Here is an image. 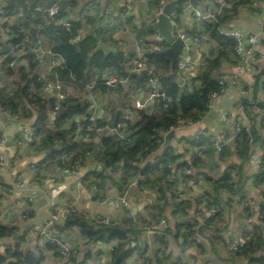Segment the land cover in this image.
<instances>
[{"label": "crops", "instance_id": "obj_1", "mask_svg": "<svg viewBox=\"0 0 264 264\" xmlns=\"http://www.w3.org/2000/svg\"><path fill=\"white\" fill-rule=\"evenodd\" d=\"M0 1L5 6L12 3L14 8L24 12V16L16 21L17 25L29 23V15L34 5L47 6L51 3V0ZM65 1L72 4L71 22L78 21L79 15L86 7H90L91 3H98L97 15L90 14L86 24H79L84 36L93 37L97 45L104 43L111 48L110 52L105 53L120 52L125 55L133 50L137 41L153 37V24L158 12L159 0H133L132 13L128 18L123 17L125 0ZM239 1L226 0L222 7L221 22L241 30H256L259 24L264 23V7L254 9L239 6L241 3ZM214 3L217 6L218 0H214ZM201 4L198 5L202 6ZM105 13H109L110 17L117 20V37L122 43L112 41L109 29L102 28L103 23L108 19ZM178 26L180 29L197 32L205 37L204 43L191 49V56L195 59L207 57L209 61L217 57L218 65L211 72L213 77L217 75L228 77L234 72L235 60L232 48L219 44L211 37L208 27L194 24L191 15L182 11H178ZM12 34L13 30L9 32L8 24L3 22L1 41H7ZM30 36L27 48L19 52V60L23 64L33 59L30 49L36 48L35 32L30 33ZM50 45V39L42 36L38 47L42 53L33 69V72L41 77L53 74L50 66ZM257 48L264 52V33L259 34ZM3 70L0 66V73ZM202 70L194 68L186 71L183 77L185 82L183 89L199 88ZM124 71L126 74L123 75L115 68L106 67L100 70L99 83L93 89L86 84L84 87L73 84L67 90L70 95L68 97L77 99L83 105L93 100L98 114L105 110L115 114L117 109L146 93L145 81L135 73L128 72L125 58ZM105 77L122 78L124 82L112 87L104 83ZM249 87L252 90L245 93ZM250 94L252 97H249ZM260 100L264 101V59L253 72L243 74L235 87L216 99L214 107L207 110L198 124L199 128L208 133L218 134L221 130L231 133L232 119L237 115H243L244 122L252 123L255 130V134L246 144V153L245 146L240 144L235 146L233 143H228L221 152H217L204 140L197 142L195 138L197 127L184 126L174 131L167 141L164 135L159 147L152 150L147 157L141 158L138 164L139 167L154 166L162 160L165 152L172 154L174 160L170 162L173 166L170 169L166 166L169 170L167 175L164 176L161 171H155L150 175V178L159 185L157 191L153 189V183L137 180L144 174L136 172L125 177L120 168H106L96 158H85L74 172L65 171V162H62L58 155L55 159L42 162L45 152L36 150L33 145L36 129L35 111L28 114L22 106L21 110L28 116L11 125L28 127L27 131L16 129L14 133V136H25L28 143L22 149H18L14 143L12 146L6 144L0 146V153L17 159L14 166L0 167V231H4V235H0V254L18 251L22 255L31 253L36 257L34 250L37 248V257L40 258L38 264H62L57 253L46 244L44 237L38 235V228L45 221H42L37 228L35 206L44 202H38L35 191L42 190L50 196L52 207L62 204L73 205L70 216L51 227L50 232L59 234L76 248L77 264H113L111 253L107 251V243L90 240L75 219L79 217L92 224V216L103 214L109 216L112 221H120L125 215L111 197L117 191L124 190L134 215L144 218L150 224L142 225L138 234L142 238V243L149 249L147 264H264V238L259 235L260 227H252L246 247L232 256L226 254V237L223 232L224 228H230L235 233H240L255 220L247 211L243 201L245 195L260 203L264 213V175H258L250 163V158L254 161H264V110L255 106V102ZM226 110L228 115L224 117L223 112ZM1 117L0 113V124L6 131V124ZM73 117L58 124V128L63 129L66 137L77 138L81 145L93 143L90 146L94 151L100 148L101 137L83 139L77 132L79 116L75 114ZM50 118L49 126L57 128L51 115ZM29 131H34L30 140L27 136ZM103 136H110V133L106 132ZM201 145L204 146L203 155L192 161L190 153ZM34 162L37 166L30 167ZM179 166L182 168L192 166L194 173L202 174L203 179L197 181L195 185H183ZM227 168L231 171L226 172ZM88 175L90 178H86ZM123 177L128 179L124 187L119 183V179ZM17 179L23 182V188L13 193L6 192L5 187L12 185ZM92 183L97 184V191L91 189ZM28 197H32V200L29 201ZM206 198H212L219 206L218 213L213 217H210L207 206L197 209ZM27 207L32 208V211L27 218H22L21 215ZM48 212V209L43 208L40 214H49ZM162 217L180 220L179 223H171L169 232L162 231L166 234L164 247L153 238V234L158 230H154L152 235H146V227H153ZM189 219L197 221L198 233L194 246L186 250L184 248L186 235L192 229L188 223ZM165 251H173L178 261L165 256ZM126 261L127 264H141L139 250L136 249ZM3 264L26 263L10 256Z\"/></svg>", "mask_w": 264, "mask_h": 264}, {"label": "built area", "instance_id": "obj_2", "mask_svg": "<svg viewBox=\"0 0 264 264\" xmlns=\"http://www.w3.org/2000/svg\"><path fill=\"white\" fill-rule=\"evenodd\" d=\"M167 0H159L158 13L161 12L163 6ZM241 2V1H239ZM202 3V4H201ZM201 3H192L188 2V9L194 24L204 25V26H215L219 35L227 37L233 40V56L235 60L234 72L228 77L222 75H217L215 80L217 81L219 88L215 90H210L207 94V110H210L214 107V101L222 96L224 93L230 91L235 87L240 77L243 74L251 73L256 68L261 60L264 59V52H261L257 48V41L259 34L264 33V23L259 24V27L256 30L251 29H238L233 26H227L221 22L222 19V7L226 3V0H218V5L216 6L214 0H203ZM201 4L202 6H199ZM133 0H125L123 5V17L128 18L132 13ZM239 6H248L249 8L259 9L264 7V0H250L249 2H241ZM5 5L0 1V66L4 69L3 73L6 75V79H3L0 75V88L6 87L8 97L12 101H17L18 99V89L20 80L25 72L28 71L29 62L36 64L40 60V55L42 50H39V44L42 41V36L39 35V32L42 31L46 24L50 21H58L59 24L68 32L73 39L74 48L79 49V40L81 39V31H73L71 28L70 22V11L72 4L65 0H51V3L47 6L40 4L34 5L31 8V13L29 15L28 24H19L17 25L16 21L21 19L24 16V12L20 9L12 7L7 12L5 10ZM99 5L97 2L91 3L90 7H86L83 12L79 15L78 20L81 24H86L90 14L98 13ZM178 11H174L168 15L171 27H172V39L167 40L166 38L158 34L155 24H153L154 34L151 39L137 41L134 45L132 51L124 55L125 61L127 62V70L129 73H135L139 78L145 81L146 84V93L142 94L140 98H134L133 101L127 103L123 107H120L117 110H120V114L117 118L114 128H109L108 124L112 121L114 114L109 110L101 112L100 118L98 117L97 107L95 102L92 100L89 104L86 105L85 110L78 114L79 122L77 127L78 134L85 140H90L93 137H102L106 132H109L110 135L116 133L120 141L126 144L132 142V138L128 133V128L130 124L137 119L138 110H144L149 113H152L155 116H159L163 112V108H166L171 104V98L166 94L163 88L160 86L159 73L150 63L148 58V53L150 52H160L165 49L170 43L178 39L181 43V51L178 55L176 64H175V79L178 82L180 87L185 86L183 80L184 74L186 71L200 68L203 69L208 65L209 59L203 57L201 59H195L191 56V49L194 46H199L206 41L205 37L197 32H191L189 30L180 29L177 22ZM183 12V11H182ZM105 16L108 18L105 23H103L102 28L109 29L110 39L112 41L122 43L117 37V20L113 17H110L109 13H105ZM156 19V17H155ZM154 19V21H155ZM6 22L9 26V32L13 30L12 37L7 41H1V30L2 23ZM32 26L35 29V42L36 48H31L33 59L26 64L22 63L19 60V52L24 50L29 45L30 33ZM21 36L19 41H14L13 38ZM54 40L50 39V66L52 69L65 70L67 68L66 58L63 54L58 52H53L51 46L53 45ZM4 45H7L8 50L3 51ZM2 73V72H1ZM0 73V74H1ZM101 77V72L97 68L90 69L88 73L89 81L86 84L90 89H93L98 83ZM28 86H29V98L34 100L37 98H49L52 94L55 95L56 102L51 110L50 114L52 117H56L59 109L64 106V100L67 99L69 94L67 90L71 87L70 83H64L63 81L56 80L52 81L48 77H41L35 75L33 72L27 75ZM120 82V85L124 82L122 78L115 77H105L104 83L109 86H115ZM195 88H188V92H192ZM252 90L251 87L245 90V93H248ZM159 98L162 100V104L158 105ZM28 106H33L32 103H28ZM0 113L2 115V120L5 124H14L17 121H21L25 116H28L21 110V107L12 112L9 109L2 108L0 106ZM228 115V110L223 112V116ZM201 119L191 121L187 124H177L170 125L165 131L162 132V136L166 135L169 131H176L182 127H197L195 132V138L197 142L201 139L204 140L208 145H211L215 148L217 152H221L228 143H233L235 146L237 141L240 139L241 133L243 131L250 132L249 122H244L243 115H237L231 121L232 132L229 133L227 130H221L218 134L208 133L202 128L198 127V124ZM28 139H32L34 131H29L27 133ZM13 143L18 149L24 148L28 143V140L25 136H13ZM6 143L5 137V128L0 124V146H3ZM31 143V142H30ZM204 152V146H198L190 153V158L193 161L199 156H202ZM149 153H146L143 157H147ZM62 162L67 163L65 165V171L74 172L82 164L85 158H95V154L92 150H85L82 156H75L72 151H63L60 156ZM17 163V159L9 158L3 153H0V167H10L14 166ZM250 163L254 167L255 172L258 175H264V161H254L250 158ZM37 166V163H31L30 167ZM167 168H172L173 164L168 162L166 164ZM231 169L227 168L226 172H230ZM180 179L183 185H195L197 181L203 179L202 174L194 173L192 166H187L179 170ZM85 177V176H83ZM90 178V176H86ZM53 180V178H51ZM142 182H146L147 179L144 175H141L137 178ZM127 178H120L119 183L123 187L127 184ZM91 189L93 191L98 190V186L95 183L91 184ZM23 188V182L20 179L15 180L12 185H7L5 187L6 192L13 193L17 190ZM153 189L155 191L159 190V185L155 182L153 183ZM29 201L32 200V197L27 198ZM112 201L119 205L120 211L127 216H131L135 220L134 213L131 209V204L127 198L126 192L124 190L117 191L116 194L112 195ZM106 201V200H105ZM243 201L247 207L248 213L254 217V221L245 228L240 233H235L230 228H224L223 232L226 237V246L225 251L228 256H232L242 251L246 245L249 238L250 231L253 226L260 227V236L264 238V213L262 210V205L258 202L253 201L247 195L243 197ZM207 206L209 210L210 217L215 216L218 213L219 206L212 198H206L203 200L197 207ZM49 220L38 228V235L44 237L45 242L49 245L58 255L62 264H77L75 260L76 248L68 243L62 236L57 233L50 232L51 227L59 224L60 221L66 220L73 211L72 204H62L58 207L49 206ZM32 208L27 207L23 213L22 218H27L31 213ZM198 213V212H196ZM117 221V220H115ZM111 218L103 214H95L91 217V223L93 225L105 224L108 225L113 223ZM179 223V219H171L170 217H162L156 225L153 227H146V235L149 236L155 233L159 236L163 235V232L170 230L171 223ZM188 223L192 226V229L187 233L185 239L184 248L186 250L194 246L197 240V221L195 219H189ZM1 225V221H0ZM129 238H132L129 236ZM119 239L116 237L112 241L107 243V251L112 253ZM142 238L140 235H137L135 239L132 240V245L136 248H140L142 243ZM34 255H38V249L34 250ZM149 255V249H145L140 252L141 264H147V259ZM165 256L172 257L176 262L178 257L174 254L173 251H165ZM122 264H127V261H124Z\"/></svg>", "mask_w": 264, "mask_h": 264}, {"label": "trees", "instance_id": "obj_3", "mask_svg": "<svg viewBox=\"0 0 264 264\" xmlns=\"http://www.w3.org/2000/svg\"><path fill=\"white\" fill-rule=\"evenodd\" d=\"M240 1L249 2L250 0ZM5 7L7 12L13 5L9 3ZM78 21H70L73 31L80 30L81 23ZM206 27H208L211 37L224 47L232 48L233 51V40L219 35L214 25ZM39 35L53 39L54 43L51 46V50L63 54L66 58L67 68L65 70L53 69L56 80L84 87L89 81L88 73L92 68L102 70L106 67H110L115 68L123 75L126 74L124 71V55L122 53H105L101 49H96V40L91 36H84L82 31L81 39L79 40V49L74 48L72 36L57 22L50 21L47 23L45 28L39 32ZM20 38L21 36L18 35L13 38V40L19 41ZM165 48H167V45H165ZM148 58L150 63L153 64L158 71L160 86L166 94L170 96L171 104L166 107V112H161L159 116H155L144 110H138L137 119H135L128 128V133L132 138L130 144L123 143L114 135L102 136L100 148L94 151L93 147L90 146L93 145V143L84 146L80 144L77 138L66 137L63 129L58 128V124L72 118L75 114L82 113L86 108L85 104L69 107L63 113L57 115L53 119V123L57 128H51L49 126L51 119L50 112L56 102L55 95L52 94L49 98H37L34 100L29 98L27 75L33 72L35 65L31 62H29L28 71L23 74L20 80L21 83L19 84L17 101H12L8 97L7 88L3 87L0 88V106L12 112L17 111L22 106L25 107L28 114H31L33 110L35 111L36 129L33 137V140L35 139L33 145H35L36 150L45 152V157L42 159V162L55 159V157H57V155L60 156L63 151H72L76 157H80L85 150L89 149L94 152L95 158L106 168H120L125 177L140 172L145 175L147 179L146 182L155 183L156 181L152 180L150 175H153L155 171H161L164 176L167 175L169 170L166 168V163L173 161L174 157L172 154L165 152L162 160L156 165L139 167L138 164L141 158H143L146 153H150L152 150L159 147L163 141L162 132L170 125L187 124L191 121L201 119L207 112V94L210 90L219 88L215 77L211 75L214 67L218 65V59L217 57L214 58L203 68L201 71L202 75L200 77L199 88L194 89L190 93L180 87L176 81L175 68L171 67V59L168 55L159 54V52H150L148 53ZM70 99L73 103L77 102V99L73 97H70ZM29 102L32 103L33 106H28ZM63 103L65 106L67 100L65 99ZM250 127V132L243 131L240 139L237 141V144L245 146V153L247 151L246 144L248 140L255 134L252 123ZM54 147H57V149L46 154L48 149ZM64 165H67V163ZM180 169H182V167ZM134 216L135 220H133L131 216L125 215L120 221H115L108 225H92L79 217H76L75 221L79 223L83 233H85L90 240H100L104 243H108L117 237L119 241L111 253L112 263L122 264L136 249H138L139 252L147 249L144 243L140 248H136L131 243L139 234L142 225H150L144 218H139L136 215ZM0 235H4V231H0ZM129 236L132 238H129ZM153 236L157 243L162 247L165 246L166 234L163 233L162 236L153 234ZM10 256L15 257L18 261H24L26 264H38L40 260L39 257H34L31 253L22 255L18 251H7L5 255L0 254V264H3L7 257Z\"/></svg>", "mask_w": 264, "mask_h": 264}, {"label": "water", "instance_id": "obj_4", "mask_svg": "<svg viewBox=\"0 0 264 264\" xmlns=\"http://www.w3.org/2000/svg\"><path fill=\"white\" fill-rule=\"evenodd\" d=\"M203 0H172V1H167L165 3V5L163 6L162 10L160 13L157 14L156 19L154 21L155 27L157 28L158 34L164 38H166L167 40H171L172 39V27H171V23L169 20L168 15L174 11H183L185 14L190 15L189 9L187 7L188 2H192V3H201ZM35 29L31 28V33H34ZM96 49H101L104 52H110L111 48L107 47L104 43H99L96 46ZM8 50L7 45H4L3 47V51L6 52ZM181 51V43L178 39L173 40L170 45L163 49L162 51L159 52V54H163V55H168L171 59V67L174 68L178 55ZM1 77L3 79H6V75L5 73H1L0 74ZM48 78L51 79L52 81H55V77L53 76V74H49ZM117 85H120V82L117 83ZM249 97H252V94L249 95ZM67 104L65 106H62L59 109V112L57 115H60L61 113H63L67 108L69 107H73L75 105H80L81 102L77 101L76 103L71 102L70 97H67ZM158 105L162 104V100L161 98H159V101L157 103ZM255 106L258 109H262L264 110V101L260 100L255 102ZM163 112H166V108H163ZM120 114V110H117L113 116V119L111 122H109L108 127L109 128H114L115 127V123L117 121V118ZM55 117H52V119H54ZM27 126H13L11 124H6V131H5V137H6V145L7 146H12L13 145V136L14 133L16 131V129H20L22 131H27ZM174 134V131H169L166 135H165V140L167 141L172 135ZM113 135L115 137H118V135L116 133H113ZM57 147L54 148H50L48 149V151L46 152V154H49L52 150H56ZM35 194L37 196V200L38 202H44L42 205H36L35 206V223H37V228L39 226V224L42 221H48L49 220V215L48 214H40L41 209L46 208L48 209L49 206L51 205V199L49 195H46L42 190H36ZM58 227V226H57ZM15 236L17 235V233L14 234Z\"/></svg>", "mask_w": 264, "mask_h": 264}, {"label": "rangeland", "instance_id": "obj_5", "mask_svg": "<svg viewBox=\"0 0 264 264\" xmlns=\"http://www.w3.org/2000/svg\"><path fill=\"white\" fill-rule=\"evenodd\" d=\"M177 22H178V17H177ZM100 116H101V115L99 114V115H98V117L100 118ZM73 119L75 120V118H74V117H73ZM75 121H76V120H75Z\"/></svg>", "mask_w": 264, "mask_h": 264}]
</instances>
